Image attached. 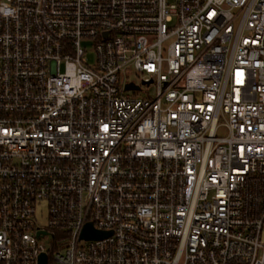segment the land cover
Listing matches in <instances>:
<instances>
[{
	"label": "built area",
	"instance_id": "2783aa9c",
	"mask_svg": "<svg viewBox=\"0 0 264 264\" xmlns=\"http://www.w3.org/2000/svg\"><path fill=\"white\" fill-rule=\"evenodd\" d=\"M42 254L264 264V0H0V264Z\"/></svg>",
	"mask_w": 264,
	"mask_h": 264
},
{
	"label": "rangeland",
	"instance_id": "374dc122",
	"mask_svg": "<svg viewBox=\"0 0 264 264\" xmlns=\"http://www.w3.org/2000/svg\"><path fill=\"white\" fill-rule=\"evenodd\" d=\"M87 49L90 50V56H89L88 59H89V61H92L93 60V52L91 50L90 45L87 46ZM125 76L129 80L136 81L138 84L141 83V77L138 74H136L135 71H128ZM142 89L143 90L139 91V93H138L140 96H144L145 95V92L147 91V87L143 86ZM151 91L154 92V90H152V88H151ZM43 215L45 216V210L44 209H43Z\"/></svg>",
	"mask_w": 264,
	"mask_h": 264
},
{
	"label": "water",
	"instance_id": "95a60500",
	"mask_svg": "<svg viewBox=\"0 0 264 264\" xmlns=\"http://www.w3.org/2000/svg\"><path fill=\"white\" fill-rule=\"evenodd\" d=\"M127 88L128 89H138L139 86L137 85H134V84H128L127 85ZM90 225L87 227V230L85 231V234L89 237H93V238H100V237H103L105 236L106 234L104 233H100V232H94V231H91L90 232ZM47 263V260H46V255L45 254H42L41 257H40V262L39 264H46Z\"/></svg>",
	"mask_w": 264,
	"mask_h": 264
}]
</instances>
